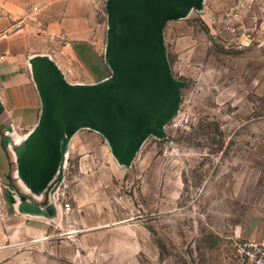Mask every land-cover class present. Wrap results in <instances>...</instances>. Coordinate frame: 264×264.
<instances>
[{"label":"rangeland","instance_id":"obj_1","mask_svg":"<svg viewBox=\"0 0 264 264\" xmlns=\"http://www.w3.org/2000/svg\"><path fill=\"white\" fill-rule=\"evenodd\" d=\"M241 1L192 0L163 23L183 87L160 128L122 142L71 119L53 194L72 210L52 239L19 247L18 264H247L241 244L264 240V48L240 47L223 29ZM108 3L0 0V8L11 12L10 33L22 19L39 36L86 38L110 84ZM258 223L261 236L252 234Z\"/></svg>","mask_w":264,"mask_h":264},{"label":"crops","instance_id":"obj_2","mask_svg":"<svg viewBox=\"0 0 264 264\" xmlns=\"http://www.w3.org/2000/svg\"><path fill=\"white\" fill-rule=\"evenodd\" d=\"M10 26L0 21V31ZM64 38L39 36L32 26L17 24L2 40L0 178L6 203L0 264H18L24 255L19 247L50 240L63 229L67 213L53 188L63 170L72 107L105 84V65L93 44L70 34ZM252 229L262 235L259 223Z\"/></svg>","mask_w":264,"mask_h":264},{"label":"water","instance_id":"obj_3","mask_svg":"<svg viewBox=\"0 0 264 264\" xmlns=\"http://www.w3.org/2000/svg\"><path fill=\"white\" fill-rule=\"evenodd\" d=\"M190 1L109 0L114 34L109 62L117 80L80 96L71 119L88 120L122 142L139 141L170 120L183 82L173 74L162 26L183 14Z\"/></svg>","mask_w":264,"mask_h":264},{"label":"built area","instance_id":"obj_4","mask_svg":"<svg viewBox=\"0 0 264 264\" xmlns=\"http://www.w3.org/2000/svg\"><path fill=\"white\" fill-rule=\"evenodd\" d=\"M35 11L37 7L33 8ZM263 6L260 0H242L240 4L233 8H229L225 14V18L221 20L225 32L233 37V41L240 47H257L264 48V14L261 12ZM13 18L11 12L4 7L0 8V21H11ZM36 18H33L35 21ZM17 24L23 23L22 19ZM18 22V21H17ZM10 28L0 31V65L4 61L5 53L1 48L3 38L10 33ZM215 32V31H214ZM3 184L0 178V213L5 211L4 205L6 203L2 196ZM63 204L66 213L72 210L71 203L59 199ZM243 261L247 264H264V240L251 239L247 240L240 246Z\"/></svg>","mask_w":264,"mask_h":264},{"label":"bare ground","instance_id":"obj_5","mask_svg":"<svg viewBox=\"0 0 264 264\" xmlns=\"http://www.w3.org/2000/svg\"><path fill=\"white\" fill-rule=\"evenodd\" d=\"M108 60H109V55H108ZM94 129L99 132V133H105V130H103L102 128H100L97 125H93Z\"/></svg>","mask_w":264,"mask_h":264}]
</instances>
